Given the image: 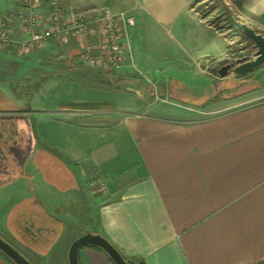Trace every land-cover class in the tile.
Masks as SVG:
<instances>
[{"label": "crops", "instance_id": "0c3cea01", "mask_svg": "<svg viewBox=\"0 0 264 264\" xmlns=\"http://www.w3.org/2000/svg\"><path fill=\"white\" fill-rule=\"evenodd\" d=\"M197 1L65 0V6L134 14V57L121 68L164 78L162 98L199 110L219 100H209L215 90L209 92L208 85L197 94L198 63L226 43L204 22ZM221 1L234 13H264L263 0ZM18 6L17 0H0L2 12ZM12 28L13 39H22L17 19ZM58 44L48 41L27 55L39 64L57 58L61 48L70 66L79 48ZM14 49L0 47V61L17 60ZM5 72L0 69V126L12 132L18 127L13 142L32 126L35 144L18 163L15 154L5 155L9 161L3 163L0 153V236L34 264H69L71 243L86 232L105 236L124 256L145 264H264V92L253 104L210 117L172 119L135 112L146 108L150 97L131 88L122 92L60 78L26 90L25 97L6 84ZM261 86L238 97L257 94ZM40 152L68 172L75 170L77 182L57 187L36 162ZM82 182L91 189L88 204L84 194L74 200ZM74 190L72 201H54ZM78 263L114 264L103 249L89 245L80 248ZM0 264L12 263L0 252Z\"/></svg>", "mask_w": 264, "mask_h": 264}, {"label": "rangeland", "instance_id": "374dc122", "mask_svg": "<svg viewBox=\"0 0 264 264\" xmlns=\"http://www.w3.org/2000/svg\"><path fill=\"white\" fill-rule=\"evenodd\" d=\"M195 8L199 11V14L204 22L212 27L216 31V34L219 35L226 43L224 49L220 53L215 56L205 57L198 63L199 76L195 79V84L197 86L195 87V90L197 91V94H201V91L206 90L208 85L209 92H211V89L213 88L216 91L214 92L212 97L214 96L215 98H218L217 100H219L218 103L213 106H209L206 109L191 110L189 108H186L185 105H183V103L179 101L162 98V96H160L159 94V91L166 85V80H164V78L154 77L152 73L150 74V72H139L136 70L129 72L121 67L117 69H103L102 71L93 72L86 68L89 66H86L79 62L74 55V57L71 56L72 61L70 63V66H68V63L66 64L62 60L64 51L61 48H58L59 51L56 55L57 58L55 57L52 60L49 58H45L43 59V61L39 60V64H35L32 61V57L30 55H27V53L33 51L32 49L29 51H20V49L14 44L10 46H0L8 50H10L11 48H15L14 50L19 53L18 58H16L17 60L0 61V69L1 71H6L3 75L6 84L8 86L16 85V88H18L25 97H27L25 94L26 90L29 92L32 90L41 89L60 78H72L87 83H98L99 85L104 84L105 87H109L113 90L118 89L122 92L131 88L138 94L144 93L143 98L147 99L148 97H150V103L146 108L137 109L135 110V112L164 117L166 116L172 119H202L224 111L255 103L260 99L255 98V96L264 92V65L263 67L251 72L252 74L248 73V75L250 76H247V78H244L246 77L245 75L238 77L231 71L226 76L221 77L218 74V69L226 63L236 62V60L239 58L251 57L255 50L253 42L240 30V28L237 27L236 24L234 25L232 23V20H241L242 17L247 18L250 22L258 26V29H256L257 31L264 34V13H258L259 8H255V11L258 10L257 12H252L248 15L234 13L232 9L222 3L221 0H198L195 4ZM44 10L47 9L44 7ZM18 11L19 9H17V11L15 12L3 11V13L12 15V27L14 25V21L16 20L14 16ZM145 32L147 36L148 30L145 29ZM62 43H71L72 46H74L75 44V46L79 48L77 40L73 38H70L67 42H59L58 45L60 46V44ZM129 50V60L133 61L134 48L131 42H129ZM132 64L134 66V63ZM32 65H34V67H32ZM4 68L6 70H4ZM174 83L175 85H177L178 82ZM258 83L262 85V90L258 91L257 94L252 93L251 96L238 97V95L241 92L245 91V89H252L255 85H258ZM223 86H228L229 89H223ZM154 89H156V93L152 95L150 92H155ZM224 96H230L231 99L223 101V98H225ZM0 130V134L3 132L2 137L6 138H0V153H2L3 163H8L9 161V159H5V155L8 156L15 154L17 158L16 162L18 163V161L25 158L27 154H30V152L34 150L35 143L32 135V126L28 125V127H25L20 134L19 140L16 142H13L12 138L14 139L13 134L14 132L18 131V127H16V130L14 129V132H12L8 126H0ZM35 157L36 162L40 164V167L42 166L43 169L47 168L46 171L44 170L46 176H48L49 178H53V181L57 187L61 188L65 186H73L75 184V181L77 182V174L75 170L68 172L65 165H63L62 163H57V161L55 160L53 162L52 160L50 161V159H44L41 155V152L38 154V156ZM12 161L14 160L12 159ZM51 163H54V167H50ZM42 173L44 172L42 171ZM80 184L81 186L79 188V197L74 195V192L76 191L74 190L73 195L70 194V197L69 195H67L69 193H66L65 197L59 196L54 201H72L73 196H76V199H74L75 201H80L79 198L84 194V199L88 204V200L90 199V194L88 192L91 189H86V183L84 182ZM84 195L82 196V198L84 197ZM87 215V219H91V210H88ZM27 258L31 261L29 257Z\"/></svg>", "mask_w": 264, "mask_h": 264}, {"label": "built area", "instance_id": "2783aa9c", "mask_svg": "<svg viewBox=\"0 0 264 264\" xmlns=\"http://www.w3.org/2000/svg\"><path fill=\"white\" fill-rule=\"evenodd\" d=\"M17 1L20 8L14 18L24 38L13 39V17L0 8V46L14 44L20 51H29L48 41L67 42L73 38L79 45L76 58L86 66L117 69L129 59L134 14L96 6L67 8L65 0Z\"/></svg>", "mask_w": 264, "mask_h": 264}, {"label": "water", "instance_id": "95a60500", "mask_svg": "<svg viewBox=\"0 0 264 264\" xmlns=\"http://www.w3.org/2000/svg\"><path fill=\"white\" fill-rule=\"evenodd\" d=\"M236 25L253 42L255 50L251 57H242L236 62L226 63L218 69L221 77L230 71L236 76H244L264 65V34L257 31L247 22L236 20ZM95 245L103 249L115 264H128L122 253L105 236L99 233L86 232L77 237L70 245L68 251L69 264L78 263L80 248ZM0 250L5 253L16 264H33L23 253L0 236Z\"/></svg>", "mask_w": 264, "mask_h": 264}, {"label": "trees", "instance_id": "16d2710c", "mask_svg": "<svg viewBox=\"0 0 264 264\" xmlns=\"http://www.w3.org/2000/svg\"><path fill=\"white\" fill-rule=\"evenodd\" d=\"M232 23L235 25V19L232 20ZM228 87H225V89H227ZM246 90V89H245ZM248 90V89H247ZM153 91V90H152ZM216 92V91H215ZM152 95H154V92H151ZM139 95V94H138ZM162 97H164L165 95L162 94L161 95ZM171 96H175V95H171ZM218 98H215L214 96L210 99V100H217ZM80 107H88V108H104V107H111L110 105H107V104H81V105H78ZM89 246H95V245H89ZM98 247V246H96ZM100 248V247H99ZM0 252L7 257V259L12 263V264H16L12 259H10L5 253H3L1 250ZM123 255V254H122ZM123 257L125 258L126 262L128 264H145L143 260L141 259H138V260H134L132 258H128L126 256L123 255ZM113 261V260H112ZM115 264V263H114Z\"/></svg>", "mask_w": 264, "mask_h": 264}, {"label": "flooded vegetation", "instance_id": "af4514ba", "mask_svg": "<svg viewBox=\"0 0 264 264\" xmlns=\"http://www.w3.org/2000/svg\"><path fill=\"white\" fill-rule=\"evenodd\" d=\"M3 135V132L1 133V135L0 136H2Z\"/></svg>", "mask_w": 264, "mask_h": 264}]
</instances>
